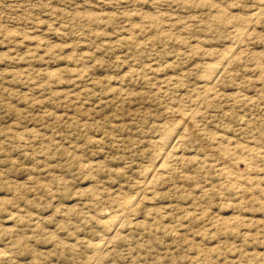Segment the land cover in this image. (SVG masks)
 I'll return each mask as SVG.
<instances>
[{
    "label": "rangeland",
    "instance_id": "obj_1",
    "mask_svg": "<svg viewBox=\"0 0 264 264\" xmlns=\"http://www.w3.org/2000/svg\"><path fill=\"white\" fill-rule=\"evenodd\" d=\"M0 264H264V0H0Z\"/></svg>",
    "mask_w": 264,
    "mask_h": 264
},
{
    "label": "bare ground",
    "instance_id": "obj_2",
    "mask_svg": "<svg viewBox=\"0 0 264 264\" xmlns=\"http://www.w3.org/2000/svg\"><path fill=\"white\" fill-rule=\"evenodd\" d=\"M260 8H261V7H260ZM260 8H258V10H259L258 13L256 12L258 16H259V14H262V13L260 12ZM255 15H256V14H255ZM259 17H260V16H259ZM259 17H258V18H259ZM240 28H241V27H240ZM237 29H238V28H237ZM238 30H239V29H238ZM241 30H242V29H241ZM244 30H245V29H244ZM242 31H243V30H242ZM238 32H240V31H238ZM245 32H246V31H245ZM246 33H247V32H246ZM246 33H245V34H246ZM239 34H240V33H239ZM241 35H242V34H241ZM243 35H244V34H243ZM243 35H242V37H243ZM238 37H239V36H238ZM242 37H241L240 39H242ZM240 41H241V40H240ZM240 45H241V43H240ZM237 46H239V45H237ZM234 47H235V46H234ZM240 47H241V46H240ZM240 47H239V48H240ZM237 48H238V47H237ZM237 48H236V49H237ZM234 49H235V48H234ZM232 50H233V49H232ZM238 50H239V49H238ZM232 54H233V53H232ZM230 55H231V54H228V58H229ZM226 61H227V60H226ZM227 63H228V62H227ZM223 64H224V63H223ZM216 65H218V64H216ZM219 65H220V63H219ZM213 66H215V65H212V67H213ZM221 66H222V65H221ZM221 66H220V67H221ZM225 66H226V65H225ZM223 68H224V65H223ZM218 71H219V66L213 67V68L211 69V72H212V73H217ZM210 77H211V76H210ZM214 78H215V77H214ZM210 79H212V78H210ZM216 79H217V78H216ZM212 80H213V79H212ZM215 81H216V80H215ZM212 83H213V82H212ZM211 86H212V84H211ZM212 90H213L212 87L207 86V85H206V86L204 85L203 93H205V95L208 96L209 94H211ZM203 96H204V95H203ZM203 96H202V97H203ZM194 108H195V107H194ZM192 112H193V109H192ZM194 113H195V112H194ZM194 113H192V114H194ZM184 114H185V112H184ZM186 114H187V112H186ZM182 115H183V114H182ZM189 115H191V114H189ZM194 115H195V114H194ZM191 116H193V115H191ZM191 116H190V117H191ZM180 117H181V116H180ZM186 119H187V118H186ZM180 120H181L183 123H181V122L179 121L180 123H178V124H183V125L186 124V123L184 124V121H186L185 119H183V120L180 119ZM189 120H191V119L189 118ZM191 122H192V121H191ZM174 123H177V122H174ZM187 123H188V122H187ZM178 124H177V126L175 125L176 128L178 127ZM190 124H191V123H190ZM166 126H167V125H166ZM164 127H165V126H164ZM164 127H163V128H164ZM180 127H181V126H180ZM178 128H179V127H178ZM172 129H175V128H172ZM190 129H191V128H190ZM168 130H171V128L168 129ZM177 130H178V129H177ZM187 130H188V129H187ZM181 131H182V130H181ZM187 132H188V131H187ZM185 133H186V132H185ZM161 134H162V133H161ZM164 134H166V133H164ZM164 134H163V135H164ZM173 135H174V134H173V132H172V133H170V134H166L165 137H164L163 139L160 137V139H162L161 141L158 140V141H160V146H161V148H162V149H160V150L163 151V148L166 149L165 147H167V144L171 141V139L173 140V137H174ZM183 137H184V136H183ZM158 138H159V137H158ZM177 138H178V137H177ZM176 140H177V139H176ZM177 141H178V140H177ZM154 142H155V141H154ZM181 142H182V141H181ZM170 143H171V142H170ZM180 144H181V143H180ZM158 146H159V145H158ZM170 146H171V145H170ZM170 146H169V147H170ZM174 147H175V146H174ZM158 148H159V147H158ZM167 149H168V148H167ZM162 151L160 152V154L162 153ZM158 152H159V151H158ZM165 152H168V151H165ZM176 152H177V151H176ZM171 153H172V152H171ZM160 154L158 155L159 157L161 156ZM168 154H169V153H168ZM170 155H171V154H170ZM165 156H166V155H165ZM171 157H172V155H171ZM163 159H164V158H163ZM169 159H170V158H169ZM158 160H159V159H158ZM157 164H158V163H157ZM80 165H81V163H80ZM147 165H148V164H147ZM147 165H146V166H147ZM150 165H151V164H150ZM152 165H153V164H152ZM149 167H150V166H149ZM155 167H156V166H155ZM169 167H170V166H169ZM160 168H161V167H160ZM160 168H159V170H160ZM86 169H87V168H86ZM150 169H151V168H150ZM173 169H174V168H173ZM144 170H145V169H144ZM148 170H149V169H148ZM155 170H156V168H155ZM149 171H151V170H149ZM149 171H148V173L150 174ZM168 171H169V169H168ZM153 172H154V171H153ZM156 172H157V171H156ZM163 172H164V171H163ZM163 172H162V173H163ZM140 173H141V172H140ZM154 173H155V172H154ZM157 173H158V172H157ZM146 174H147V173H146ZM160 174H161V173H160ZM168 175H169V174H168ZM152 176H153V175H152ZM158 176H159V175H158ZM231 176H232V175H231ZM147 177H148V176H147ZM151 178H152V177H151ZM157 178H158V177H157ZM152 179H153V178H152ZM154 179H155V178H154ZM144 180H145V179H144ZM153 181H154V180H153ZM148 182H149V181H148ZM151 182H152V181H151ZM154 182H155V181H154ZM144 183H145V182H144ZM146 183H147V182H146ZM149 184H150V183H149ZM149 184H148V185H149ZM149 187H150V186H149ZM141 189H142V188H141ZM143 189H144V187H143ZM143 189H142V190H143ZM136 191H138V190H136ZM147 192H148V188H147ZM141 193H143V191H142ZM143 194H144V193H143ZM140 195H141V194H140ZM129 197H130V196H129ZM136 198H137V197H136ZM136 200H137V199H136ZM138 200H139V199H138ZM124 201H125V200H124ZM134 203H135V201H134ZM119 205H120V204H119ZM119 205H118V206H119ZM121 205H122V204H121ZM121 205H120V207H121ZM129 205H130V203H129ZM122 206H123V205H122ZM118 210H119V209H118ZM127 210H128V209H127ZM129 211H130V210H129ZM130 214H131V212H130ZM121 217H122V216H121ZM125 218H126V217H125ZM125 218H124V219H125ZM101 220H103V219H101ZM122 220H123V219H122ZM128 220H129V219H128ZM128 220H125V221H128ZM102 223H103V222H102ZM102 223H101V224H102ZM123 223H124V222H123ZM126 224H127V223H126ZM112 225H113V224H112ZM118 226H119V224H118ZM123 226H124V225H123ZM107 227H108V226H106L105 228H107ZM116 228H117V227H116ZM111 231H112V230H111ZM115 231H116V230H115ZM117 232H118V231H117ZM115 234H116V233H115ZM94 245H95V244H94ZM100 245H102V244H100ZM104 246H105V244H104ZM97 247H98V246H97ZM102 248H104V247H102ZM105 249H106V248H105ZM93 250H94V249H93ZM98 250H99V249H98ZM94 251H95V250H94ZM98 252H99V251H98ZM96 254H97V253H96ZM96 254H95V255H96ZM101 254H102V253H101ZM95 260H96V259H95ZM96 262H97V261H96Z\"/></svg>",
    "mask_w": 264,
    "mask_h": 264
}]
</instances>
